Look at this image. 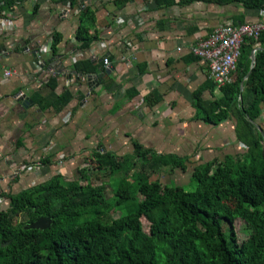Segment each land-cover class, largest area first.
I'll use <instances>...</instances> for the list:
<instances>
[{"label": "crops", "instance_id": "0c3cea01", "mask_svg": "<svg viewBox=\"0 0 264 264\" xmlns=\"http://www.w3.org/2000/svg\"><path fill=\"white\" fill-rule=\"evenodd\" d=\"M78 3L94 14L99 38L88 49L76 35L80 8L73 9L69 1L27 0L13 8L10 25L0 30V65L18 71L11 79L0 75L2 207L8 206V192L55 173L66 180L79 178L95 151L124 156L137 142L156 153L186 158V170H173L191 172L198 164L244 149L233 119L213 124L197 115L193 93L210 75L205 61L188 47L233 17L241 16L244 23L264 21L261 12L202 2L167 9L156 8L152 0H130L119 9L111 0ZM55 35L60 42L54 54ZM88 59L98 73L83 79L72 70ZM50 71L59 76L56 93L68 89L74 95L61 112L42 110L32 98L36 91L49 94ZM21 92L25 97L18 98ZM202 97L211 98V92ZM46 155L52 163L41 161Z\"/></svg>", "mask_w": 264, "mask_h": 264}, {"label": "trees", "instance_id": "16d2710c", "mask_svg": "<svg viewBox=\"0 0 264 264\" xmlns=\"http://www.w3.org/2000/svg\"><path fill=\"white\" fill-rule=\"evenodd\" d=\"M26 1L0 0V15ZM59 1H69L73 9L79 6L78 0ZM129 1L111 0L118 9ZM152 2L163 9L195 2L232 5L264 15V0ZM79 16L76 35L81 47L88 49L99 38L94 14L87 7L80 8ZM230 22L244 23L241 16ZM59 42L60 36L55 35L54 54ZM72 72L92 76L98 70L88 59L75 63ZM232 78L221 87L209 78L193 93V105L197 115L210 123L233 119L235 137L244 145L241 152L196 165L190 174L194 189L188 191L180 184L151 178L165 167L186 170L184 157L156 153L137 142L132 154L124 156L95 151L90 157L93 173L84 167L73 180L55 173L44 182L5 194L9 203L0 205V264H264V127L260 124L264 115V30L257 39H244ZM58 84L59 76L51 75L45 85L49 94L34 92V103L42 110L63 111L74 95L68 89L56 93ZM207 90L211 98L204 99ZM215 90L219 95H214ZM144 100L148 106L153 104L148 96ZM50 157L41 161L52 163ZM115 173L121 176L111 189L115 197L109 200L104 183H93V176L107 179ZM133 198V209L114 215ZM236 210L249 231L241 241L230 216ZM20 214L24 219H18ZM40 216L52 218V224L45 229L23 227Z\"/></svg>", "mask_w": 264, "mask_h": 264}, {"label": "built area", "instance_id": "2783aa9c", "mask_svg": "<svg viewBox=\"0 0 264 264\" xmlns=\"http://www.w3.org/2000/svg\"><path fill=\"white\" fill-rule=\"evenodd\" d=\"M16 4L20 5L21 3L17 2ZM13 13L14 11L8 10L0 15V30L2 27L10 25V18ZM263 30V20L253 23H239L237 25L232 24L230 21L224 22L214 27L206 37L198 39L193 45H190L188 51L194 57L205 61L209 68L210 78L217 87H221L232 82V76L237 68L244 39H257ZM177 49L179 50V48ZM103 64L108 67L109 63L107 58L103 59ZM50 73L53 75L52 71ZM0 75L5 79H11L13 76L18 75V71L0 65ZM80 76L83 79L88 77L86 75ZM23 97H25V93L21 92L18 98ZM61 158H64V154H60ZM32 167L34 166H24V168L28 169Z\"/></svg>", "mask_w": 264, "mask_h": 264}, {"label": "rangeland", "instance_id": "374dc122", "mask_svg": "<svg viewBox=\"0 0 264 264\" xmlns=\"http://www.w3.org/2000/svg\"><path fill=\"white\" fill-rule=\"evenodd\" d=\"M219 95V94H218ZM260 124L264 127V115L262 116V118L260 119ZM90 173H93V169L90 168ZM178 170H173L170 169L168 167L163 168L161 171L154 173L151 178L155 179L158 178L161 181L165 182V183H177L183 186V188L185 190H193L194 189V181L190 180V176L189 174L191 173L189 170L187 172H180ZM121 176V173H115L113 175H110L106 178H104L102 175L101 176H97L94 175L93 176V183H104L106 191L108 192L106 194V197L109 200H113L115 195H114V188L117 186L118 180ZM104 181V182H103ZM112 189V190H111ZM137 197V195H136ZM135 206V200L130 199L129 201H127L124 206L122 208H119L120 210L115 212V216L118 215L119 213L122 212H127L130 209H133ZM230 216H232L233 221H234V229L236 231L237 237L239 239V241L245 239L249 233L247 227L245 226L244 222L240 219L239 216V212L236 211H230ZM18 219H24V215L20 214L18 216ZM143 225L145 228H147L148 226V222L143 218Z\"/></svg>", "mask_w": 264, "mask_h": 264}, {"label": "water", "instance_id": "95a60500", "mask_svg": "<svg viewBox=\"0 0 264 264\" xmlns=\"http://www.w3.org/2000/svg\"><path fill=\"white\" fill-rule=\"evenodd\" d=\"M253 64H254V52L251 53V68L253 67ZM105 71L107 72L108 70L105 69ZM26 104H27V102L24 103L25 106H26ZM52 222H53L52 218L40 216L31 222L25 223L23 225V227L24 228L45 229V228L49 227L52 224Z\"/></svg>", "mask_w": 264, "mask_h": 264}]
</instances>
